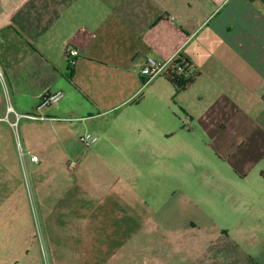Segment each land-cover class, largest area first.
Returning a JSON list of instances; mask_svg holds the SVG:
<instances>
[{
	"label": "rangeland",
	"instance_id": "rangeland-1",
	"mask_svg": "<svg viewBox=\"0 0 264 264\" xmlns=\"http://www.w3.org/2000/svg\"><path fill=\"white\" fill-rule=\"evenodd\" d=\"M261 47H255L252 39L253 58H262L254 67L261 69L259 89L263 90ZM8 50L18 55L24 48ZM60 67L66 69L64 60ZM0 70V99L7 109L18 98L17 81L2 64ZM186 90L175 88L165 76L146 84L135 122L142 124L149 137L119 143L109 136L108 144L113 145L107 153L118 157L120 167H114L106 155L95 159L90 148L88 156L95 160L86 176L77 171V161L69 159L65 168L71 164L74 168L69 173L64 166L56 171L54 183L48 172L40 170L38 176L20 128L9 126L16 112L2 113L0 264H150L162 260L164 253L178 252V246L166 240L168 236L187 240L192 234L222 231L226 236L220 239V247L225 248L223 255L230 264H264V129L254 121L245 127H225L241 113L232 109L230 101L221 104L209 91L198 95L191 87ZM76 97L67 94L60 105L83 103V98ZM263 110L253 107L251 118L257 119ZM101 124L98 120L85 125L68 122L61 135L62 147L83 154L87 148L79 137L87 132L96 135L92 129ZM101 138L95 145L105 140ZM50 146L58 147L56 141ZM115 146L124 153H118ZM42 181L50 185L44 192L52 193L54 185L60 186L66 202L73 196H68L70 188L77 186L78 193L85 185L89 198L84 205L87 211L91 209L88 221L55 217L51 237L44 214L56 201L46 193L44 199L40 196ZM42 204L47 208H41ZM112 230L117 242L124 237L125 249L117 255ZM181 245L186 247L187 242ZM168 261L176 263L175 258Z\"/></svg>",
	"mask_w": 264,
	"mask_h": 264
},
{
	"label": "crops",
	"instance_id": "crops-1",
	"mask_svg": "<svg viewBox=\"0 0 264 264\" xmlns=\"http://www.w3.org/2000/svg\"><path fill=\"white\" fill-rule=\"evenodd\" d=\"M262 34L264 0H0V64L17 81L18 97L7 109L0 99V115L16 112L9 126L13 128L12 124L17 123L28 152L39 157L38 163L33 162L37 174L40 170L48 172L53 183L69 159L77 161V171L82 175L91 166V160L102 155L114 167H120L118 157L107 153L113 145L108 144L107 138L134 143L132 138L136 136L149 137L142 124L135 122L146 97L142 93L146 78L141 75V68L148 57L171 60L181 55L200 73L183 91L191 87L198 95H207L209 91L221 104L230 101L232 109L241 113L225 127H245L254 121L264 129V110L257 119L251 118L253 107L264 109V89H259L263 81L261 69L254 67L262 58H253L250 49L252 39L255 47L264 49ZM68 45L79 50L72 72L63 57ZM14 46L24 50L11 54L8 49ZM63 60L66 69L60 67ZM69 72L70 80L66 78ZM58 90L64 92L61 101L73 94L83 98V103L59 102L39 108L45 95ZM5 116H0V121ZM95 120L103 124L92 130L100 135L98 141L105 139L99 146L95 145L97 141L90 147L97 158L88 156L90 148L81 154L62 147L61 135L68 122L85 125ZM52 141L58 147L50 146ZM114 148L124 153L119 146ZM68 170L69 167L65 168L67 173ZM39 185L43 199L46 193L48 199L56 201L44 214L51 237L55 217L88 221L91 209L87 211L84 205L89 198L85 185L78 193L77 186L69 189L68 196L73 194L69 202L68 197L61 196L60 186L54 185L49 193L44 192L49 183L42 181ZM41 208L47 206L42 204ZM111 234L115 240L113 230ZM223 236V231L192 234L186 236L187 240L179 235L165 236L178 246V252L164 253L162 260L157 258L150 264H171L168 259L174 258L176 263L172 264H230L223 255L225 248L220 247ZM123 238L115 240L116 255L125 249ZM184 241L186 247L181 245Z\"/></svg>",
	"mask_w": 264,
	"mask_h": 264
},
{
	"label": "built area",
	"instance_id": "built-area-1",
	"mask_svg": "<svg viewBox=\"0 0 264 264\" xmlns=\"http://www.w3.org/2000/svg\"><path fill=\"white\" fill-rule=\"evenodd\" d=\"M63 57L69 63L70 66H74L79 57L78 48L73 47L72 45H68L64 50ZM175 59L176 57L171 60H160L154 57H148L145 64L141 68V75L146 78V84L150 83L157 77L166 76L170 64L174 62ZM183 71H184L183 68L180 65L179 66L177 65L176 71H175L176 75L177 76L181 75ZM0 76H2L1 70H0ZM63 98H64V92L62 90L48 93L42 99L39 108H47V107L56 105L59 102H61ZM27 117L32 118V119L36 118L35 116H32V115H28ZM12 126H17V123L12 124ZM79 141L87 149H89L93 144H95L98 141V137L91 133H85L79 137ZM31 162L38 163L39 157L37 155H32ZM69 168L73 169L74 164H71Z\"/></svg>",
	"mask_w": 264,
	"mask_h": 264
},
{
	"label": "trees",
	"instance_id": "trees-1",
	"mask_svg": "<svg viewBox=\"0 0 264 264\" xmlns=\"http://www.w3.org/2000/svg\"><path fill=\"white\" fill-rule=\"evenodd\" d=\"M177 65L183 68V73L179 76L176 75V67ZM70 72H72L73 66H68ZM70 72L67 74V79L70 80ZM199 72L194 69L192 63L186 59H184L181 55L177 56L174 62H172L169 66V69L166 74V78L170 81L173 86L177 89L184 90L187 86L191 85L193 81L199 76ZM146 84V80L144 82Z\"/></svg>",
	"mask_w": 264,
	"mask_h": 264
}]
</instances>
